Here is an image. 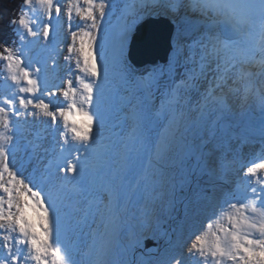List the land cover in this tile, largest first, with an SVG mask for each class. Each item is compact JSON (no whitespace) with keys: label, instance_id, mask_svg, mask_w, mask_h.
<instances>
[{"label":"snow or ice","instance_id":"snow-or-ice-1","mask_svg":"<svg viewBox=\"0 0 264 264\" xmlns=\"http://www.w3.org/2000/svg\"><path fill=\"white\" fill-rule=\"evenodd\" d=\"M134 9L111 34L113 0H22L7 17L0 264H264V157L237 167L208 131L234 106L264 113V0H158L147 14L178 31L146 73ZM161 211L162 254L140 231Z\"/></svg>","mask_w":264,"mask_h":264},{"label":"bare ground","instance_id":"bare-ground-1","mask_svg":"<svg viewBox=\"0 0 264 264\" xmlns=\"http://www.w3.org/2000/svg\"><path fill=\"white\" fill-rule=\"evenodd\" d=\"M131 0H113V2L119 7L120 9H123ZM118 9V8H117ZM152 16V15H151ZM157 16V15H154ZM168 20L167 16H165ZM111 17L109 18V20ZM176 28L174 31L173 36L178 31V25L174 23ZM104 32L100 33V38L103 35ZM190 42V37H188ZM171 54V53H170ZM63 55H67L66 52L63 53ZM170 59V55H169ZM63 61L62 56L59 58V67H58V75H63L66 69H62L65 65V62L62 64ZM169 61V60H168ZM168 63V62H167ZM157 65L154 67H146L143 69L138 70L139 73H146L148 71H151L153 68L159 67L160 69H165V66L167 65ZM62 65V67H61ZM184 67L181 66L175 70L174 73H172V77L175 78L177 74H182L184 72ZM161 84L168 83L169 80V74L165 71L160 76ZM259 109V106L257 105H251L247 110H241L239 107L234 106L233 110L231 112L225 113L224 115H231L234 119V121H227V122H221L222 116H219L217 118L216 116H213L212 118L216 120V126L214 129H209L208 131L214 135V138L217 142L225 145L229 151L231 152V155L237 159V167H239V164H248L253 161H259L262 157H264V141H259L250 136V131L248 129H245L238 120L239 118H245L254 115L257 110ZM82 121L86 122V117L81 116ZM233 178H235V173H233ZM33 215L34 214H30ZM163 238L165 239L164 235L161 236V242H163ZM166 240V239H165Z\"/></svg>","mask_w":264,"mask_h":264},{"label":"water","instance_id":"water-1","mask_svg":"<svg viewBox=\"0 0 264 264\" xmlns=\"http://www.w3.org/2000/svg\"><path fill=\"white\" fill-rule=\"evenodd\" d=\"M145 35H152L155 39L152 45L145 48L142 38ZM173 35V25L165 16L158 18H147L135 28V40L130 42L129 48L133 53L137 69L165 64L168 61L170 43ZM152 242L146 241L145 247L149 248Z\"/></svg>","mask_w":264,"mask_h":264},{"label":"rangeland","instance_id":"rangeland-1","mask_svg":"<svg viewBox=\"0 0 264 264\" xmlns=\"http://www.w3.org/2000/svg\"><path fill=\"white\" fill-rule=\"evenodd\" d=\"M61 47H63V45H61ZM39 53V49H35L34 50V54H38ZM47 63L51 66L53 64V60L51 58H49L47 60ZM62 64L64 63V61L61 62ZM65 65V64H64ZM62 67V65H61ZM65 69V66L62 68ZM56 73L58 74V67L56 68ZM61 75V74H60ZM15 91V90H13ZM6 90H5V86H4V91L2 92V96L5 94ZM38 130H41V126L37 125L36 126ZM22 157V154H18V159H20ZM241 165V163L239 164ZM171 226V220L168 216V214L164 211H161L159 213V221L157 222L155 219L152 220V222L149 223H145L144 227L140 230L143 233V244L145 246V242L146 241H150L153 243V245L151 247H149L148 249H153L154 251L157 250V246H158V250L159 252L162 254L165 246H166V238H163V242H161V236L163 235L165 230H168ZM155 237V238H153ZM137 256H139V251L137 252Z\"/></svg>","mask_w":264,"mask_h":264},{"label":"trees","instance_id":"trees-1","mask_svg":"<svg viewBox=\"0 0 264 264\" xmlns=\"http://www.w3.org/2000/svg\"><path fill=\"white\" fill-rule=\"evenodd\" d=\"M22 4V0H0V39L12 38L13 34L6 25V20L9 15H13L15 10ZM3 72V66L0 65V74ZM4 91V83L0 80V98H2V92Z\"/></svg>","mask_w":264,"mask_h":264}]
</instances>
